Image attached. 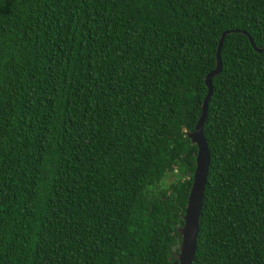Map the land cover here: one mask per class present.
I'll return each instance as SVG.
<instances>
[{
  "label": "trees",
  "instance_id": "trees-1",
  "mask_svg": "<svg viewBox=\"0 0 264 264\" xmlns=\"http://www.w3.org/2000/svg\"><path fill=\"white\" fill-rule=\"evenodd\" d=\"M225 32L192 264H264V0H0V264L175 260Z\"/></svg>",
  "mask_w": 264,
  "mask_h": 264
},
{
  "label": "water",
  "instance_id": "water-1",
  "mask_svg": "<svg viewBox=\"0 0 264 264\" xmlns=\"http://www.w3.org/2000/svg\"><path fill=\"white\" fill-rule=\"evenodd\" d=\"M227 32L223 33L218 42L216 51V66L205 77V86L207 87V94L201 106V114L191 133L187 137L190 139L191 144L196 146L197 152L195 156V169L192 175V183L190 186L187 203L183 216V225L178 229L180 235V243L172 249L175 255V260L171 264H192L196 248V238L198 233V221L201 214L202 202L204 198V190L208 167L210 162V154L207 143L203 135V126L207 116V106L212 93L211 79L218 75L221 70L220 50L222 43ZM249 42L253 49L260 53L263 49L255 48L250 38Z\"/></svg>",
  "mask_w": 264,
  "mask_h": 264
},
{
  "label": "rangeland",
  "instance_id": "rangeland-1",
  "mask_svg": "<svg viewBox=\"0 0 264 264\" xmlns=\"http://www.w3.org/2000/svg\"><path fill=\"white\" fill-rule=\"evenodd\" d=\"M173 180V176L172 175H169L168 177V182L172 181ZM176 250V249H175Z\"/></svg>",
  "mask_w": 264,
  "mask_h": 264
}]
</instances>
